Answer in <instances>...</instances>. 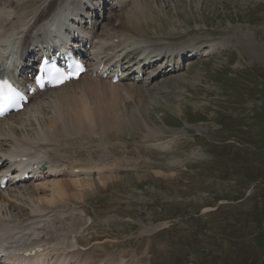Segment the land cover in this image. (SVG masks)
Here are the masks:
<instances>
[{
	"label": "rangeland",
	"instance_id": "1",
	"mask_svg": "<svg viewBox=\"0 0 264 264\" xmlns=\"http://www.w3.org/2000/svg\"><path fill=\"white\" fill-rule=\"evenodd\" d=\"M152 4L141 5L144 18L156 21L150 31L144 25V35L175 34V43L202 44L213 54L187 62L169 81L154 82L145 97L120 91L117 98L116 90H107L109 101L120 105L118 118L105 111L117 119L116 130L72 139V155L59 149L64 161L107 164L114 173L74 188L71 201L62 200L68 204H34L44 214L56 205L54 211L80 212L76 240L82 245L108 240L96 251L99 259L264 264V0ZM50 116L45 107L39 120ZM13 214L21 218L20 211ZM38 216L29 220L35 230L42 228L32 224ZM55 217L45 231L55 227ZM77 228L59 229L57 241L73 238ZM66 245L76 246L73 240Z\"/></svg>",
	"mask_w": 264,
	"mask_h": 264
},
{
	"label": "bare ground",
	"instance_id": "2",
	"mask_svg": "<svg viewBox=\"0 0 264 264\" xmlns=\"http://www.w3.org/2000/svg\"><path fill=\"white\" fill-rule=\"evenodd\" d=\"M93 1L9 0L2 2L0 0V45H6V39H10L11 41L14 40L13 42L21 44L24 50L30 51L36 34L43 32L47 25L50 26L48 24L49 20L54 21L51 25L58 24L61 26V29H65L71 25L68 20V16L71 15L75 20L85 25V27L81 28L80 24L73 23L74 27L81 28L82 31H88L89 25H93V28L98 31L101 49H105L106 46L111 45L116 50H121L124 54L135 56V58L141 55H153L154 58L163 56L166 59L175 51L187 53L189 50L190 52L202 51V48H204L202 44L188 45L175 43V34L170 35L171 37L175 36L172 38L162 37L159 39L155 38L157 35H144V25L150 31L152 28L154 29L156 21L144 18V15L147 13H145L144 6L142 7L141 5L143 3L154 5L152 4V0H123L121 11H118L119 13L117 14L110 12L104 17L103 21L97 13L98 11H102L100 8L102 6H98V3L96 6L94 4L92 6L90 2ZM87 3L90 9L87 10L89 12H84L85 4ZM92 7L95 9L93 13L91 12ZM94 13H97V15ZM86 16L89 21L85 22L82 17ZM114 16H116L117 21L113 23L114 19H116H113ZM154 17L160 21L159 17L155 15ZM152 22L153 24L149 25ZM148 36H153L154 38ZM115 40H118V42L114 43ZM209 54H213L212 51ZM26 61L24 66H30L33 59L30 58ZM164 80L169 81L170 79ZM110 88L116 90L114 95L117 98L120 97V94L130 92H137V95L141 97L143 94L148 95L147 92L152 90L151 87L141 88L136 84L113 85L105 81L90 78L89 76H82L76 82L66 84L59 89L46 91L37 98H34L23 112L0 121V152L6 154L15 153L18 154V157L29 159L39 156L41 163H48L54 170L69 168L65 162L81 164L82 162L79 163V161L62 160L63 156L59 148L65 147V152H67V149H70L71 153L68 154L72 155V152L76 149L69 142L72 139L76 138L80 140L81 137H86L87 139L91 135L96 134L108 136L103 134L106 130H116V126L118 125L117 119L113 122L106 114L108 112L114 119L119 117V111L116 112L120 107L117 103L118 101H109L110 99L112 100V97L106 96V91L110 90ZM120 91L122 92L118 95ZM144 95L143 97H145ZM169 106L177 113L182 111L179 105L172 104ZM45 107L51 108V116L46 121H40V112ZM13 117L15 118L11 119ZM36 121H38V124H36ZM27 126L35 127L31 132L27 133ZM54 147H57V149L53 150ZM51 150H53L54 154L53 159L51 158L50 160L47 152L50 153ZM106 177L104 176L101 179H107L108 177ZM89 182V178L63 180L62 178H56L38 183L22 184L6 190L0 189V253L23 245L41 244L44 248L62 257L66 262H72L73 264H119V260L116 258L108 260L97 259L94 249H84L81 244L77 243L76 235L79 233L77 227L80 224V212L75 210L74 207L71 211L50 212L49 210L60 208L59 205H56L45 210L44 214L42 213L44 210L34 204L37 201H39L37 203H40L43 200H46L50 205L57 204L60 200L70 202L74 196V188L77 186L81 188L84 186L86 188ZM27 203L30 204V208H28ZM65 203L68 204V202ZM24 209L28 211L27 214H22ZM18 211H20V219H17L13 214ZM53 214L56 216L54 218L55 227L52 226L46 230V233L42 231L44 236L42 233L37 234L36 228H32L29 225V220L32 216L40 215L33 218L32 224L42 225V229L45 230L43 226H45L46 222V225H48L53 221L49 218ZM19 224H23L24 226L19 227ZM73 225L77 229L73 231L75 236L69 240H73L76 246L73 245L71 248H68L66 244L69 240L62 245L57 241L59 238L56 232L65 227L71 228ZM51 229L52 231H50ZM28 230L32 231V234H29ZM18 235L23 236V238L19 239ZM21 240H23V243H20ZM104 242H108V240ZM65 253L68 254L67 257H63ZM78 260L82 262L79 263L77 262ZM0 264L2 263L0 262Z\"/></svg>",
	"mask_w": 264,
	"mask_h": 264
},
{
	"label": "snow or ice",
	"instance_id": "3",
	"mask_svg": "<svg viewBox=\"0 0 264 264\" xmlns=\"http://www.w3.org/2000/svg\"><path fill=\"white\" fill-rule=\"evenodd\" d=\"M0 88H8L10 91L12 90L7 81H0Z\"/></svg>",
	"mask_w": 264,
	"mask_h": 264
}]
</instances>
